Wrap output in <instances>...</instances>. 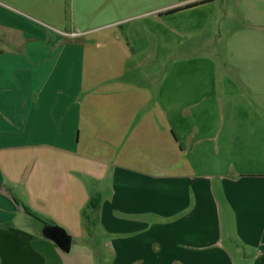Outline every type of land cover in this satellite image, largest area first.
I'll return each mask as SVG.
<instances>
[{"label": "crops", "instance_id": "1", "mask_svg": "<svg viewBox=\"0 0 264 264\" xmlns=\"http://www.w3.org/2000/svg\"><path fill=\"white\" fill-rule=\"evenodd\" d=\"M190 4L0 0V264H264V25L218 61Z\"/></svg>", "mask_w": 264, "mask_h": 264}, {"label": "rangeland", "instance_id": "2", "mask_svg": "<svg viewBox=\"0 0 264 264\" xmlns=\"http://www.w3.org/2000/svg\"><path fill=\"white\" fill-rule=\"evenodd\" d=\"M183 1L191 3L190 6H196L194 9L185 12L195 14L200 20L199 35L196 36L195 34L193 36V32H191L192 34H187L184 43L186 42V46L201 44L204 46V53L210 52L214 54L218 61L227 60V57L239 60L236 58L235 51L240 46L241 33L254 30L257 25H264V0ZM184 18L186 20L191 19L188 16H184ZM189 24L192 23L189 22ZM88 210L91 209L88 208ZM87 214L92 216L93 213L88 212ZM50 226H56V224L48 220V222L39 225V231L44 233ZM86 231L88 235L86 241L84 240L86 243L84 245L93 250L95 264H111V254L102 248V240H98L102 237L99 236L102 231L96 230V227L92 224L88 225ZM80 248L81 240H76L75 236H73L69 252Z\"/></svg>", "mask_w": 264, "mask_h": 264}, {"label": "trees", "instance_id": "3", "mask_svg": "<svg viewBox=\"0 0 264 264\" xmlns=\"http://www.w3.org/2000/svg\"><path fill=\"white\" fill-rule=\"evenodd\" d=\"M176 8L174 9H171L170 11H173L175 10ZM8 199L12 202V204L14 205L15 209L18 210V211H21V212H24L32 217H35L37 219H41L40 216L35 213L34 211H32L30 208H28L25 204H23L17 197H15V195H13L12 193H9L8 194ZM98 201H99V195L98 194H94L93 196H91L89 199H88V202H87V207L90 208V209H94L96 208L97 204H98ZM8 226V224H3V225H0V229L1 228H6Z\"/></svg>", "mask_w": 264, "mask_h": 264}, {"label": "water", "instance_id": "4", "mask_svg": "<svg viewBox=\"0 0 264 264\" xmlns=\"http://www.w3.org/2000/svg\"><path fill=\"white\" fill-rule=\"evenodd\" d=\"M45 234L61 250L63 251L68 250L70 237L64 232L63 229L57 226H50L45 230Z\"/></svg>", "mask_w": 264, "mask_h": 264}]
</instances>
